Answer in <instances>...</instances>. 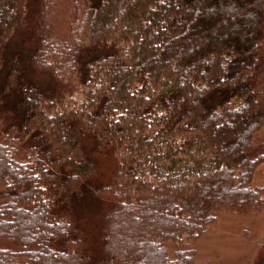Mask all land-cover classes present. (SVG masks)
<instances>
[{"label": "trees", "instance_id": "16d2710c", "mask_svg": "<svg viewBox=\"0 0 264 264\" xmlns=\"http://www.w3.org/2000/svg\"><path fill=\"white\" fill-rule=\"evenodd\" d=\"M262 130L264 0H0V264H192Z\"/></svg>", "mask_w": 264, "mask_h": 264}, {"label": "rangeland", "instance_id": "374dc122", "mask_svg": "<svg viewBox=\"0 0 264 264\" xmlns=\"http://www.w3.org/2000/svg\"><path fill=\"white\" fill-rule=\"evenodd\" d=\"M58 33L64 34L66 24L57 26ZM264 130L257 134L263 138ZM110 170L107 160L103 161L99 177L103 180ZM263 166L256 178L263 183ZM116 236V235H115ZM196 254L192 264H255L264 252V215L231 214L220 216L215 223L193 244Z\"/></svg>", "mask_w": 264, "mask_h": 264}]
</instances>
